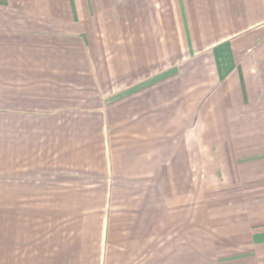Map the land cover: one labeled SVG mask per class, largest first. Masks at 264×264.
<instances>
[{
  "label": "crops",
  "instance_id": "crops-1",
  "mask_svg": "<svg viewBox=\"0 0 264 264\" xmlns=\"http://www.w3.org/2000/svg\"><path fill=\"white\" fill-rule=\"evenodd\" d=\"M0 264H264V0H0Z\"/></svg>",
  "mask_w": 264,
  "mask_h": 264
}]
</instances>
